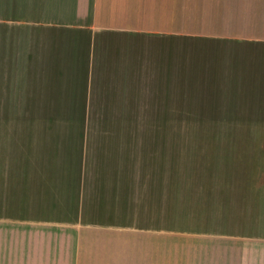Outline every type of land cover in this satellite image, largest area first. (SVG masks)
<instances>
[{
  "label": "crops",
  "instance_id": "obj_1",
  "mask_svg": "<svg viewBox=\"0 0 264 264\" xmlns=\"http://www.w3.org/2000/svg\"><path fill=\"white\" fill-rule=\"evenodd\" d=\"M0 46L97 110L7 120L0 264H264V0H0Z\"/></svg>",
  "mask_w": 264,
  "mask_h": 264
},
{
  "label": "rangeland",
  "instance_id": "obj_2",
  "mask_svg": "<svg viewBox=\"0 0 264 264\" xmlns=\"http://www.w3.org/2000/svg\"><path fill=\"white\" fill-rule=\"evenodd\" d=\"M0 48H2L0 46ZM4 56V55H0ZM0 61V73L8 72L7 67L11 66L10 72L13 75L9 77L0 76V151L7 149L9 146V138L13 141L20 140L21 142L28 139V135L24 130L18 136L14 137L15 131L12 132L11 137L8 135L9 124L8 119H39V118H72L78 116L95 115L97 110L86 108L89 104L86 100V87L84 78L79 83L77 78H27L23 75V69L26 66L22 61L9 62ZM1 69L3 71H1ZM37 87L42 82L43 94L37 96V102H25L19 103L17 100H22L21 92L30 90L29 86L33 87L35 84ZM21 97H19V96ZM42 100V101H40ZM102 103V102H99ZM21 104H27L32 106H18ZM91 106H95L96 103L92 102ZM4 120V121H2ZM17 127V126H15ZM24 128L25 126L22 125ZM55 127L60 128L57 132L59 135L67 138L74 133L84 132H139V133H158L167 134L175 132L177 134L193 131L207 130L208 126H191L182 124H143V125H105V126H91V125H57ZM70 134V135H69ZM68 135V136H64ZM14 137V138H13ZM11 144V143H10ZM6 151V150H5ZM4 152V151H3ZM161 250V253H167L169 248H157ZM159 264H171L167 258L160 257ZM173 264V263H172Z\"/></svg>",
  "mask_w": 264,
  "mask_h": 264
}]
</instances>
